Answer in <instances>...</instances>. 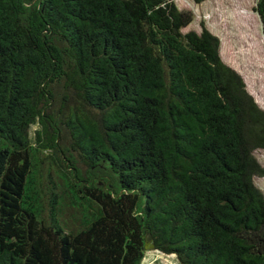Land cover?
<instances>
[{
  "label": "trees",
  "instance_id": "obj_1",
  "mask_svg": "<svg viewBox=\"0 0 264 264\" xmlns=\"http://www.w3.org/2000/svg\"><path fill=\"white\" fill-rule=\"evenodd\" d=\"M191 20L0 0V264H264V109Z\"/></svg>",
  "mask_w": 264,
  "mask_h": 264
},
{
  "label": "rangeland",
  "instance_id": "obj_2",
  "mask_svg": "<svg viewBox=\"0 0 264 264\" xmlns=\"http://www.w3.org/2000/svg\"><path fill=\"white\" fill-rule=\"evenodd\" d=\"M177 6L192 12V20L182 31L200 30L203 23L219 40L222 60L244 79L246 88L264 109V38L253 6L256 0H174ZM264 167V149L254 152ZM264 195V175L253 177ZM140 264H180L174 253L151 248Z\"/></svg>",
  "mask_w": 264,
  "mask_h": 264
},
{
  "label": "water",
  "instance_id": "obj_3",
  "mask_svg": "<svg viewBox=\"0 0 264 264\" xmlns=\"http://www.w3.org/2000/svg\"><path fill=\"white\" fill-rule=\"evenodd\" d=\"M257 13V12H256ZM257 15H258V13H257ZM258 17H259V15H258ZM259 20H260V18H259ZM260 25H261V27H262V23H261V21H260ZM261 33H262V36H263V38H264V34H263V31H262V28H261Z\"/></svg>",
  "mask_w": 264,
  "mask_h": 264
}]
</instances>
